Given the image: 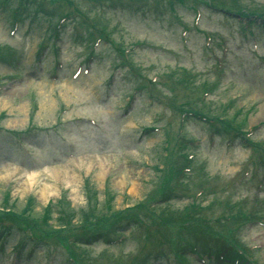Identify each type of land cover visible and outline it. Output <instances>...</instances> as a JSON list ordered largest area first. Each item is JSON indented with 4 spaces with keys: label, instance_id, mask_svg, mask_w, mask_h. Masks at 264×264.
<instances>
[{
    "label": "rangeland",
    "instance_id": "rangeland-1",
    "mask_svg": "<svg viewBox=\"0 0 264 264\" xmlns=\"http://www.w3.org/2000/svg\"><path fill=\"white\" fill-rule=\"evenodd\" d=\"M105 1L112 3L113 0ZM224 1L226 4L230 3V0ZM56 2V5H50L49 12L53 17L50 15L47 19L44 15L39 16L42 18H36L38 28H33V25L25 26L23 32L11 38L8 37V30L0 12V46H6V50L0 53V207L3 200L8 199L5 204L11 212L18 215L22 213L26 200L32 198V216L40 223L45 205L58 200L64 193L70 208L77 212L75 215L78 217L73 221V226L77 225V220L87 219L89 212L94 208L108 216L107 220H110V217L119 220L124 217L131 219L137 215V211L127 210L138 203L153 207L157 202L148 199L156 200L158 194L155 190L163 184L162 176H157L154 172L161 159L153 151L157 139H145L139 143L137 132L148 126L150 117L156 113L164 114L167 120L170 119L168 109L160 106L166 101L162 99L151 108L145 103L146 99L141 100L134 95V98L130 99L132 101H128L130 97L126 95V91L129 85H120L125 73L123 71L126 69L117 68L114 72L108 68L113 61L117 62V57L109 46L101 45L97 50V56L101 50L102 59L105 55L107 59L102 61L98 68H94L87 79H70L74 68L80 62L84 63L85 55L90 54L91 42L83 39L72 40L70 47L65 45L64 54L59 55L58 59L49 53L46 59L37 63L38 56L34 53L36 45L43 46L50 41L47 37V26L56 22L67 10L70 11V6H67L65 0ZM71 2L72 5L76 4L74 0ZM167 2L172 3V0H149L146 21L141 13L132 15L119 12L114 16L110 12L102 16L101 27L109 24L112 28L116 17L121 20L120 27L116 30L120 38L116 33H108L109 39L119 49L128 48L142 40L155 48L153 51L144 48V51L136 50L131 54L133 62L140 68L135 66L132 72L139 71L140 75L147 79L161 75L152 88L151 96L163 98L164 95H169L168 90H163L166 84L168 86V72L170 74V71L184 69L186 72L198 73L196 75L201 74L198 78L210 79L209 82L217 85L213 95L205 98L206 102L225 104L227 99L233 100L237 97L239 101L234 107L241 109L240 118L247 115V128L263 121L264 70H257L253 66L264 56V30L255 26L244 30L236 20L210 11H202L197 26H193L194 15L190 8L179 6L173 7L171 11L164 5ZM241 4L253 10H264V0H241ZM48 8V5L43 6V10ZM167 11L168 14L163 15ZM92 16H97L96 10ZM30 23L31 20H28L27 24ZM101 27L94 31L101 33ZM26 29L30 32L28 35L24 34ZM183 29L189 30L185 37L188 40L186 45L182 44L180 38ZM205 33L212 37L213 48L218 51L222 47L229 49L223 59L222 72L225 76L220 81L216 80L218 72L212 69L213 64L204 61L209 55V49L207 50L203 43ZM252 38L256 39L257 45H251ZM81 41L84 42L80 43ZM7 48L14 50L15 56L8 57ZM61 63L64 71L59 72L57 68ZM82 66L85 67L84 64ZM55 75L60 77L58 81L52 78ZM111 75L116 77L115 89L109 85ZM106 95H110L107 102L104 101ZM181 96L185 95H179L180 98ZM128 104V114L123 115ZM88 120H93L96 126L88 125ZM178 123V118L172 122L174 128H177ZM201 129L204 127L200 126L196 131L189 129L191 136L199 139L202 144L197 160L203 170H200L201 174L196 172V169L194 171L195 176L201 175L198 182L209 185L215 192H224V195H216L230 204L241 203L240 207L245 208L247 213H254L253 209L261 212H257V218L264 222L263 157L260 156L256 162L262 163L263 168L257 173L252 172L243 180L240 174L249 152L239 146L224 147L223 142L218 139L212 141L214 144L210 141L206 143ZM208 131L204 130V133ZM67 143H72L71 150H63L60 146ZM248 170L251 171L250 168ZM33 177L34 180L29 181ZM193 182L194 178L191 183ZM44 186L48 189L44 190ZM176 191L179 192L175 189L174 193ZM43 193L46 199L43 198ZM92 193L95 194L96 204L92 200ZM110 196L113 203L109 205L111 208L107 212L103 204L104 199ZM172 200L171 210L179 212L185 199L178 196ZM258 202H263V205H254V208L253 204ZM111 213L114 215L110 216ZM66 214L68 217L70 211ZM143 219L145 218L141 216V220ZM55 223L56 218L49 224L54 226ZM6 225L11 228L12 234L0 245V264H48L51 254V257L56 256L52 264H65V252L54 246H51L49 252L38 249L36 253H30L24 250L21 257H16L13 249L26 244L28 238L21 233L23 228ZM121 226L116 227V230H122ZM156 228L153 224H143L137 232L131 234L129 244L126 243L121 250H106L99 264L141 263L142 260H147L144 264H173V257L167 260L166 257L158 255L167 252L164 247L145 255L148 253L144 252L145 249L156 245L144 238ZM237 228L232 223H221L220 226L214 227V230L226 233L230 239L235 238L241 245L259 247L258 252H252V259L256 264H264V228L257 223L236 231ZM80 230L81 228L76 231ZM234 231L238 232L237 235ZM156 238L161 237L158 234ZM102 249L103 246H81L80 252L96 263L101 259L99 256ZM155 258H162V261L152 263L151 260ZM189 261L191 262V259Z\"/></svg>",
    "mask_w": 264,
    "mask_h": 264
},
{
    "label": "bare ground",
    "instance_id": "bare-ground-1",
    "mask_svg": "<svg viewBox=\"0 0 264 264\" xmlns=\"http://www.w3.org/2000/svg\"><path fill=\"white\" fill-rule=\"evenodd\" d=\"M262 108H264V107H262ZM33 180H34V177L29 179V181H33ZM47 189H48V187L44 186V190H47ZM42 196H43L44 199H46V195L44 193L42 194Z\"/></svg>",
    "mask_w": 264,
    "mask_h": 264
}]
</instances>
